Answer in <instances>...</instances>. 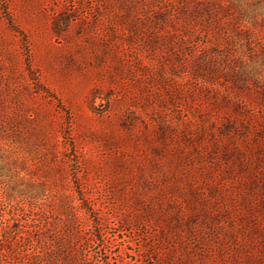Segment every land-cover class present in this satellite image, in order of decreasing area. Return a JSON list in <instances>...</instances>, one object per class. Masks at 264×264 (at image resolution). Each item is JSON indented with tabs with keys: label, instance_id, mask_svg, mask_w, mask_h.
<instances>
[{
	"label": "rangeland",
	"instance_id": "obj_1",
	"mask_svg": "<svg viewBox=\"0 0 264 264\" xmlns=\"http://www.w3.org/2000/svg\"><path fill=\"white\" fill-rule=\"evenodd\" d=\"M223 2L207 17L181 0H0V134L30 160V263L64 236L66 196L84 264H264V0Z\"/></svg>",
	"mask_w": 264,
	"mask_h": 264
},
{
	"label": "trees",
	"instance_id": "obj_2",
	"mask_svg": "<svg viewBox=\"0 0 264 264\" xmlns=\"http://www.w3.org/2000/svg\"><path fill=\"white\" fill-rule=\"evenodd\" d=\"M181 1H183L184 9L187 11L191 10L196 16L206 15L207 17H211V7L219 6L223 8L225 6L223 0ZM183 13L186 14V11L183 10ZM167 15L168 12L163 8L155 17H157L158 21H164ZM185 33L186 31L180 35L181 37L178 41H172V44H178L182 47L183 44L187 42ZM170 38H173V36L170 35ZM33 117L34 118H31V116L29 117V123L38 124L35 116ZM34 132L36 133L37 131L35 130ZM6 134H8V132L0 134V188L3 190V199L0 200V227H5V231H7L4 234V241L6 244L0 246V251L2 252L0 255V264H84L83 261H85V259L84 256L82 259L81 248L78 245L71 244L72 239H79L84 236L82 231L83 224L76 210L77 208L73 207L71 205L72 203H68L66 196L59 199L56 203L62 210H67L68 207L71 213V218H69L68 223L64 225L62 232L64 236L59 238L56 250L48 248L50 240L47 237H44V240L41 239V241L38 238L36 242L40 241L44 244L38 243L37 246H34L32 252L33 260L30 263L33 218H30L25 212V198L29 195L26 189H28V187H33L35 183H26V188L20 184V182L23 181L22 177L19 176L20 172L28 169L27 167L30 160L28 157H24L21 154L22 151L20 146L16 145L15 142H10L9 136H6ZM31 143L35 146L37 145L35 144L37 143L35 140ZM42 146L44 145L38 146L40 151H43ZM46 155L49 156L50 160L54 163V171L60 176L58 169L61 168V163L58 162L57 150H53L50 154L44 152L45 157H43L45 159ZM81 185L80 183L78 193L80 197H82L81 199L83 202H87V200L83 199L84 189ZM87 205H89L88 202ZM85 208L89 213L95 211L91 205ZM5 214L8 218H5ZM98 225L99 224L96 223V226ZM100 235L99 237H103L101 230ZM96 237H98V235Z\"/></svg>",
	"mask_w": 264,
	"mask_h": 264
}]
</instances>
